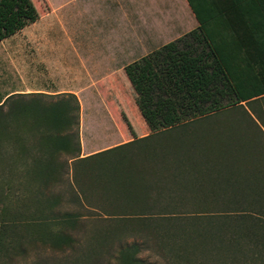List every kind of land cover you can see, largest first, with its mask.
Returning a JSON list of instances; mask_svg holds the SVG:
<instances>
[{"label":"trees","instance_id":"trees-1","mask_svg":"<svg viewBox=\"0 0 264 264\" xmlns=\"http://www.w3.org/2000/svg\"><path fill=\"white\" fill-rule=\"evenodd\" d=\"M187 2L197 26L127 72L151 132L102 152L113 159L79 157L74 93H15L0 103V132L18 151L13 163L32 159L31 169L21 168L39 183L36 210L25 215L22 200L12 210L8 179L0 182V257L9 244V259L25 254L27 237L9 236L21 225L34 231L33 243L75 248L68 228L85 214L40 208L60 198L44 190L61 177L64 153L75 162L74 196L90 217L130 225L169 264H264V0ZM37 16L34 0H0V40ZM24 133L38 134V157L26 156ZM142 158L153 163L130 162ZM140 246L121 245V264H142Z\"/></svg>","mask_w":264,"mask_h":264},{"label":"rangeland","instance_id":"rangeland-1","mask_svg":"<svg viewBox=\"0 0 264 264\" xmlns=\"http://www.w3.org/2000/svg\"><path fill=\"white\" fill-rule=\"evenodd\" d=\"M61 1L34 0L38 11L35 19L37 22L32 23L26 32H20L10 38V44L15 49L32 52L36 48L45 50L46 62L40 69L38 79L44 82L49 90H57L58 93L71 92L78 98L79 140L81 145L83 141L84 149L94 143L100 144L99 137L109 132V129L104 127H108L109 123L116 128L121 127L124 135L121 142L150 133L140 106L135 104V94L133 88L128 85L127 72L142 56L197 26L186 0V6L183 7L176 0H157L150 11L152 17L145 18L147 22H139L141 19L132 15L138 3L134 0H121V3L126 4L131 16L121 18L120 25L73 22L69 17V7H58ZM32 58L35 61L38 59L36 54L31 56ZM33 64L34 62H31V66L26 67L27 70L24 69L26 71L23 68L21 70V74L29 77L30 81H33L36 75L33 74ZM13 71L14 74L8 73L16 85L19 84L20 78L17 70ZM56 98L57 96H50L45 100ZM133 127L141 130L138 134H127ZM24 136L27 137L26 145L30 151L26 156L39 155L38 134L24 133ZM16 154L18 151L12 137L6 132H0V182L8 179V198L12 210L18 206V201L22 200L28 209L25 208V215H29L36 210L34 200L39 183L21 168L28 166L31 169L34 161L26 157L19 163H13ZM68 158L69 155L64 153L59 156L60 161L66 162L62 175L44 190L49 196L59 195L58 202L52 205L50 200L44 199L40 208L45 213H50L53 209L58 215L66 211L85 214V219L82 217L76 226L68 228L78 239L75 248L53 249L40 243L41 241L33 243L29 237L34 236V231L21 225L11 228L9 236L11 241L16 235L27 237L25 254L9 259L12 255V244H9L7 253L5 251L3 257H0V264H121V245L125 247L134 242L141 245L138 257L142 264H169L154 248L147 249V238L130 225H121L104 215L90 217L89 210L74 196L72 163L75 162ZM130 162L137 161L131 159Z\"/></svg>","mask_w":264,"mask_h":264},{"label":"crops","instance_id":"crops-1","mask_svg":"<svg viewBox=\"0 0 264 264\" xmlns=\"http://www.w3.org/2000/svg\"><path fill=\"white\" fill-rule=\"evenodd\" d=\"M134 1L135 3L138 4H136L137 6H135L136 8L135 12H133L132 15L141 19L138 20L139 22H147L145 18L149 16L152 17L150 11L152 6L154 5V2L156 3L157 0H134ZM176 1L179 3L181 7L186 6L184 0H176ZM67 6L70 9L69 17L70 19H72L71 21L73 22L104 23V24L116 23L120 25L121 18H126L127 16H131V13L127 11L126 4L124 2L121 3V0H62L58 5V7H67ZM34 22L36 23L37 20L28 23L27 25H25L23 28L16 31L12 35L0 40V103L7 96L15 93H46V94L54 95L59 92L57 90H49V88L46 87L45 83L39 81L38 79L40 78V69L44 67L46 62L45 50L36 48L35 51L32 52L20 48L15 49L9 42L10 38L16 36L18 33L26 32L29 26ZM35 54L38 58L36 61L33 58L31 59V56H35ZM31 62H34L32 67L35 69V72L33 74H36L33 77L34 78L33 81H30L29 77L23 76L21 74L22 68L23 70L24 69L27 70V68L31 66L30 65ZM13 69L17 70V73L19 74V78H20L19 84L16 85L13 83V77L10 76L8 73L10 72L11 74H14ZM43 76L44 73H42V78ZM25 80L27 82H25ZM55 87L56 85H54L53 88L55 89ZM107 126L108 127L106 126L104 127L108 128L109 132H107L105 136L99 137L101 140L102 139L105 140L104 143H100V144L94 143L88 145L87 148L84 149L83 148L84 143L82 141L81 152L79 156L80 158H84L90 155L100 156L99 158L101 159H104L105 157H107L108 159H113L115 157L114 154H105L102 152H104V150L116 146H120L121 144H123L124 142H121V137L123 138L124 135L122 133L121 127L117 126L116 128L115 125L111 123L107 124ZM126 133L132 135L130 131ZM124 155L127 158H132V155L126 153ZM118 157L121 159V154H119ZM99 158H95L94 160L97 161ZM127 163L129 162L127 161ZM136 163H153V162L150 160V158L149 159L142 158L140 159V162H136Z\"/></svg>","mask_w":264,"mask_h":264}]
</instances>
